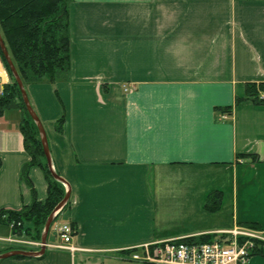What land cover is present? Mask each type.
<instances>
[{"label": "crops", "instance_id": "0c3cea01", "mask_svg": "<svg viewBox=\"0 0 264 264\" xmlns=\"http://www.w3.org/2000/svg\"><path fill=\"white\" fill-rule=\"evenodd\" d=\"M69 10L68 79L26 85L70 186L77 249L56 251L73 264L118 263L144 242L264 231V104L247 97L264 82V0H72ZM22 118L19 108L0 114V211L32 201ZM175 168L195 173L182 197L167 189ZM30 177L44 200L43 170ZM165 206L183 227L161 225ZM49 237L43 256L0 264H42L59 243ZM11 238L0 222V254ZM247 264H264V242Z\"/></svg>", "mask_w": 264, "mask_h": 264}, {"label": "trees", "instance_id": "16d2710c", "mask_svg": "<svg viewBox=\"0 0 264 264\" xmlns=\"http://www.w3.org/2000/svg\"><path fill=\"white\" fill-rule=\"evenodd\" d=\"M71 1L0 0V30L25 87L31 83H56L68 79L71 70ZM7 68L11 83L6 86L5 95L0 99V114L9 108H19L23 112L20 130L30 160L22 166L20 177L30 188L32 201L18 210H1L0 222L9 224L18 235L41 241L47 219L64 199L66 187L53 177L48 167L39 128L26 108L18 83L8 66ZM247 97L256 103L264 104V82L250 84ZM64 123L65 115L55 123L58 132L63 131ZM33 166L43 170L48 183V193L44 200L37 197V190L30 177V169ZM68 206L69 202L61 212ZM188 240L211 242L214 237L203 235ZM14 249L27 250L22 246H11L5 251Z\"/></svg>", "mask_w": 264, "mask_h": 264}, {"label": "built area", "instance_id": "2783aa9c", "mask_svg": "<svg viewBox=\"0 0 264 264\" xmlns=\"http://www.w3.org/2000/svg\"><path fill=\"white\" fill-rule=\"evenodd\" d=\"M11 83V76L0 50V99ZM125 90H132V88ZM59 237L55 248L74 252L71 244L75 228L70 222L55 223ZM187 237H172L129 247L132 260L145 264H247L258 244L264 242V231L258 228L235 226L222 232L211 242H190ZM16 239H12L15 242ZM30 245L42 243L28 242Z\"/></svg>", "mask_w": 264, "mask_h": 264}, {"label": "rangeland", "instance_id": "374dc122", "mask_svg": "<svg viewBox=\"0 0 264 264\" xmlns=\"http://www.w3.org/2000/svg\"><path fill=\"white\" fill-rule=\"evenodd\" d=\"M173 172L174 173H172V174L176 178H174L173 180H170V183H169V181L166 183L168 185V187H167L168 192H170L171 195H174V196L176 195V196L182 197L183 194H184V191H185V177H193V175H195V173L190 171L189 169H186V168H175ZM179 176H180V178H179ZM208 181L209 182L212 181V177L211 176L208 177ZM163 182H165V181H163ZM65 187H66V185H65ZM66 190H67V188H66ZM171 195H170V199L169 200H172L171 199ZM176 213L177 212H176L175 209H172L171 212L169 213L167 206H165L163 208V215H162L161 225L166 227L168 232H171L170 230L179 229L180 227H183V225H184L183 224L184 223V216L182 214L181 215H175ZM159 218H160V213H159L158 219H157L158 222H160ZM65 221H67V222L69 221L68 213H67L66 209L59 214L58 218L56 219V223H62V222H65ZM53 230L49 234L50 235L49 241L52 242V243L53 242H59L60 239H59L58 236H56L54 234ZM14 236H15L16 241L12 242V238L9 239L8 242H9L10 245L8 247H11V246H22L24 248H27V250L34 249V248L40 249V245H38V244L30 245L28 242L40 243L41 241H35V240H32V239H28L27 237H24L22 235H18L16 233H14ZM51 246L54 247L53 245H51ZM131 247H133V246H131ZM58 249L59 248L52 249L51 247H49L48 254L45 257H43V259L45 261L42 264H73L74 261L72 260L71 263H70L68 257L66 258V255L64 253H60L59 251H56ZM126 249L124 251H126L125 254L127 255L126 257L128 258V260L127 259H123L122 261H120L118 263H110V262H108L107 264H145V263H142V262H138V261L132 260L131 257H130V252L127 251ZM55 257L58 258L57 259L58 263L56 262V258ZM16 258L17 257H10V258L4 259L3 262H7V260H9V259H16Z\"/></svg>", "mask_w": 264, "mask_h": 264}, {"label": "water", "instance_id": "95a60500", "mask_svg": "<svg viewBox=\"0 0 264 264\" xmlns=\"http://www.w3.org/2000/svg\"><path fill=\"white\" fill-rule=\"evenodd\" d=\"M0 49L1 52L3 54V57L7 63V66L9 67L10 71L12 72L16 82L18 83V86L20 88L22 97H23V101L26 105V108L28 110V112L30 113V115L32 116V118L34 119V121L36 122L39 131H40V135H41V140H42V144H43V149H44V153L47 159V163H48V167L53 175V177L62 182L63 184L66 185V195L64 197V199L56 206V208L54 209V211L50 214V216L47 219V222L45 224L44 230H43V234H42V247L40 248V250L34 251V250H25V249H14V250H10V251H6L2 254H0V261L10 258V257H41L45 254L46 249H47V239H48V235L51 229V226L56 218V216L62 211V209L65 207V205L69 202L70 200V186L67 182V180L60 175L53 167V161H52V156H51V152H50V148H49V143H48V138H47V133L45 130V127L41 121V119L39 118L38 114L35 112V110L33 109L30 100H29V96L27 94V90L25 87V84L17 70V67L15 66V63L9 53V50L5 44L4 38L2 36L1 30H0Z\"/></svg>", "mask_w": 264, "mask_h": 264}, {"label": "bare ground", "instance_id": "6f19581e", "mask_svg": "<svg viewBox=\"0 0 264 264\" xmlns=\"http://www.w3.org/2000/svg\"><path fill=\"white\" fill-rule=\"evenodd\" d=\"M1 50V49H0ZM2 53V52H1ZM2 56H3V54H2ZM3 59H4V57H3ZM4 61H5V59H4ZM5 63H6V61H5Z\"/></svg>", "mask_w": 264, "mask_h": 264}]
</instances>
